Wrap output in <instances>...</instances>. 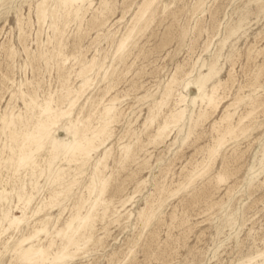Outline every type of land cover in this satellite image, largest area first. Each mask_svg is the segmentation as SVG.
Here are the masks:
<instances>
[{
  "label": "rangeland",
  "instance_id": "obj_1",
  "mask_svg": "<svg viewBox=\"0 0 264 264\" xmlns=\"http://www.w3.org/2000/svg\"><path fill=\"white\" fill-rule=\"evenodd\" d=\"M42 1L0 0V264H264V0Z\"/></svg>",
  "mask_w": 264,
  "mask_h": 264
},
{
  "label": "bare ground",
  "instance_id": "obj_2",
  "mask_svg": "<svg viewBox=\"0 0 264 264\" xmlns=\"http://www.w3.org/2000/svg\"><path fill=\"white\" fill-rule=\"evenodd\" d=\"M70 1V0H69ZM76 1H78V0H71L70 2L71 3H73V2H76ZM46 2H47V0H43L42 2H40L39 3V5H38V11H37V13H38V17H39V19L40 20H44V19H46V16H47V4H46ZM66 2V1H65ZM153 3V2H152ZM152 3H146L145 5H143V7H141V10H139L140 11V17H139V20H141L143 17H144V15H146V13L149 11V9H150V7H151V5H153ZM139 15V14H138ZM138 17V16H137ZM144 19V18H143ZM145 20V19H144ZM143 20V21H144ZM142 22V21H141ZM132 34V33H131ZM130 37H128V38H126V39H124L122 42H121V45H120V48H119V51H121V50H123L125 47H126V45H128L127 44V42L131 39H129ZM205 67V66H204ZM210 69V72H209V74H207V75H201L197 80H196V82H195V86H196V88H197V91H198V94H199V96H202L203 95V90H204V87H205V84H206V82L208 81V79L211 77V75H212V73H213V68H209ZM82 75V74H81ZM86 84V82H84V85ZM169 84V83H168ZM84 85H82L83 87H84ZM82 87V88H83ZM198 96V95H197ZM212 103H213V98H209V104L210 105H212ZM50 109V108H49ZM110 111L111 110H107V113L109 114L110 113ZM46 112H47V110H46ZM49 112V111H48ZM62 115H64V114H62ZM182 116H183V113H180L179 114V116L176 118V120H175V123H178L181 119H182ZM115 119V118H114ZM190 123V122H189ZM47 126V125H46ZM47 129H48V127H46ZM46 131V130H45ZM196 131V130H195ZM49 133V132H48ZM35 137H36V135H35ZM48 137V136H47ZM76 138V137H75ZM33 139H35L34 137H33ZM42 140V139H41ZM36 140H34V142H35ZM38 141V140H37ZM43 141V140H42ZM17 142V141H16ZM92 142V141H91ZM33 143V142H32ZM77 143V142H76ZM75 143V145L73 146V148L71 149L72 150V152H76V151H81L83 148V146L81 147V146H79L78 144H76ZM224 143V142H223ZM40 144V143H39ZM82 144V143H81ZM55 146V148L57 149H59V148H61V149H63V147H65V146H63L62 144H59V143H56V142H54V145H53V147ZM85 146V145H84ZM89 146V144L87 145V147ZM100 150V149H99ZM54 151H55V149H54ZM62 151V150H61ZM70 151V150H69ZM85 152V151H84ZM80 153V152H79ZM88 154V153H87ZM108 154V152H106V155ZM29 160V158L28 157H26L25 159H24V163H26L27 161ZM105 184V183H104ZM92 188V187H91ZM105 188V187H104ZM92 191V190H91ZM103 191V190H102ZM99 202V201H98ZM79 210V209H78ZM71 225H72V223H70L69 225H68V228H70L71 227ZM81 228V227H80ZM80 231V229H78V230H76L75 232L73 231V233H72V236H70V237H68V242L69 243H71L72 241H73V238H74V236L78 233ZM71 235V234H70ZM69 236V235H68ZM72 249V248H71ZM66 250V249H65ZM30 252L29 251H27L26 252V254L28 255ZM39 254V253H38ZM38 254L36 255V256H34V257H29V258H27V262L26 263H29V264H31V263H33V262H36L39 258H42L43 257V254L42 255H40L41 257H39L38 256ZM50 256V255H49ZM26 257V256H25ZM59 259H62V256H61V258H58V260ZM252 261V260H251ZM25 263V264H26Z\"/></svg>",
  "mask_w": 264,
  "mask_h": 264
}]
</instances>
